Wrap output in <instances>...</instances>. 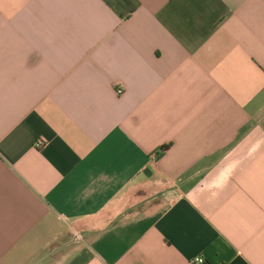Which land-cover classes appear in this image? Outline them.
<instances>
[{"label":"crops","instance_id":"0c3cea01","mask_svg":"<svg viewBox=\"0 0 264 264\" xmlns=\"http://www.w3.org/2000/svg\"><path fill=\"white\" fill-rule=\"evenodd\" d=\"M195 258L264 264V0H0V264Z\"/></svg>","mask_w":264,"mask_h":264},{"label":"built area","instance_id":"2783aa9c","mask_svg":"<svg viewBox=\"0 0 264 264\" xmlns=\"http://www.w3.org/2000/svg\"><path fill=\"white\" fill-rule=\"evenodd\" d=\"M43 146H44V141H42V140H38L35 143V147L38 149L42 148ZM191 263L192 264H204V261L201 258H195Z\"/></svg>","mask_w":264,"mask_h":264},{"label":"trees","instance_id":"16d2710c","mask_svg":"<svg viewBox=\"0 0 264 264\" xmlns=\"http://www.w3.org/2000/svg\"><path fill=\"white\" fill-rule=\"evenodd\" d=\"M165 149H166V147H163L161 150H162V151H165Z\"/></svg>","mask_w":264,"mask_h":264}]
</instances>
